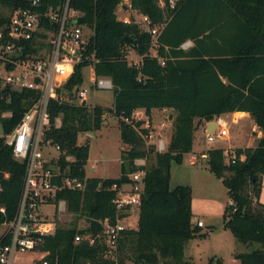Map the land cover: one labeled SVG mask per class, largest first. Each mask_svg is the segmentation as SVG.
Instances as JSON below:
<instances>
[{
    "label": "trees",
    "instance_id": "16d2710c",
    "mask_svg": "<svg viewBox=\"0 0 264 264\" xmlns=\"http://www.w3.org/2000/svg\"><path fill=\"white\" fill-rule=\"evenodd\" d=\"M41 11L50 6L57 9L64 0H42ZM123 0H71L70 5L81 12L79 22L93 30L88 38L84 59L75 65L74 73L64 87L70 97L84 81L83 68L94 67L97 76L113 81L114 107L119 116L121 137L129 147L123 150L119 177L88 176L85 164L89 157V142H79L81 132L99 128L105 108L72 102L51 100L52 125L46 136L60 145L57 157L62 170L85 181L83 188L65 189L58 197L67 200L68 210L90 221L87 229L101 230L100 219H115L117 207L113 202L117 189L130 182V173L145 168L142 202L137 228L123 231L121 252L123 260L132 264H197L185 257L186 242L197 235L204 236L201 226L193 220L192 189L190 185L170 186L173 162H180L185 152L192 150L196 119L211 120L236 110L250 111L263 134L255 146L209 147L207 161L210 170L228 189L230 202L224 219L237 241L249 246L235 253L240 264H264V202L259 200L264 177V0H131L132 9L150 18V25H163L152 45V34L132 17L125 22L117 15ZM13 10L28 6L31 0H0ZM10 14H0V25ZM47 22V21H45ZM50 27L57 26L52 23ZM128 35L131 41L123 39ZM187 39L194 44L182 48ZM157 51V55L152 53ZM141 55L137 63L129 60V52ZM164 60V63L162 62ZM225 79V80H224ZM0 95V110H12L3 119L4 133L19 122L23 111L37 98L35 91L8 90ZM171 107L174 132L165 151L156 152L147 144L133 124L124 117L134 109ZM62 115V124L54 125ZM93 119V120H92ZM144 121H138L142 124ZM147 132L148 128L142 127ZM67 155L74 159L68 160ZM154 158L150 166H138L136 158ZM228 158V159H226ZM26 162L17 159L10 145L0 136V224L11 220L21 196ZM77 222L57 227L54 234L44 237L42 249L49 250V259L57 264L102 263L101 245L87 241L75 242V235L84 232ZM54 264V263H52ZM205 264H224L222 258L209 259Z\"/></svg>",
    "mask_w": 264,
    "mask_h": 264
},
{
    "label": "built area",
    "instance_id": "2783aa9c",
    "mask_svg": "<svg viewBox=\"0 0 264 264\" xmlns=\"http://www.w3.org/2000/svg\"><path fill=\"white\" fill-rule=\"evenodd\" d=\"M176 1L169 0L171 7L175 6ZM70 2L71 0H64L57 9L50 6L41 11L39 8L43 1L31 0L28 6L14 9L9 20L0 25V95L4 97L3 91L8 90L6 101L9 102L13 91L29 89L37 93V98L23 111L19 122L10 132H3L2 135L4 142L11 146L14 156L26 162V170L15 215L11 220L1 223L7 228L0 235V264H57L58 256H55L54 261L49 259L50 251L42 249V245L44 237L54 234L61 225L59 218L69 212L67 200L58 197V193L85 186L84 180L68 175L67 168L62 170L58 156H47L51 152L50 147L60 151V145L54 144L52 138L46 136L52 125L51 100L88 105L89 90L86 87L81 85L74 91V96L70 97L64 85L74 73L76 64L84 59H95L85 52L88 38L84 34V25L78 20L81 12L71 7ZM160 5L164 6L165 1L160 0ZM126 6L132 9L131 3L122 1L120 7ZM121 19L125 22L132 20L130 14ZM135 21L142 22V26L152 34V45H155L163 25L151 26L150 18L144 14L142 20ZM52 23L57 26L55 29L50 27ZM153 54L157 55V51ZM131 62L137 63L134 58ZM93 80L92 87H114L110 77L97 76L95 70ZM11 115L12 110H0L1 126L3 119ZM148 116L145 108L138 107L131 116L124 117V120L133 124L145 142L155 146L156 152L165 151L167 144L161 130L167 122L163 121L161 127L155 128L148 124ZM140 120L144 122L139 125L137 122ZM214 120L216 127L211 133H207V140L215 141L216 138L229 136L227 122L220 116ZM61 124L62 115H58L54 125L59 127ZM142 127L148 128V131H143ZM202 155L207 157V153ZM196 158L193 154L194 162ZM67 159L72 160L74 157L67 155ZM135 163L138 166L146 165V158H136ZM145 171L141 167L130 173V187H125L124 184L121 187L113 185L114 189L118 188L113 199L117 215L115 219H100L102 227L99 232L87 229L90 221L86 216L83 217L86 221L84 226L77 223L78 229L85 231L76 233L75 242L100 244V264H132L129 260L122 259L120 242L123 231L132 227L125 220L131 216L132 211H139ZM0 211L5 212V207L0 206ZM197 224L204 223L198 219ZM28 251H36L40 255L30 263L20 260L18 254ZM86 262L92 264L90 259Z\"/></svg>",
    "mask_w": 264,
    "mask_h": 264
},
{
    "label": "rangeland",
    "instance_id": "374dc122",
    "mask_svg": "<svg viewBox=\"0 0 264 264\" xmlns=\"http://www.w3.org/2000/svg\"><path fill=\"white\" fill-rule=\"evenodd\" d=\"M124 3H131V0H123ZM127 7V8H126ZM117 8V15L122 18L125 15H131V18L142 20V14L135 9H129L128 6ZM13 8L6 2H0V14H11ZM142 23V22H141ZM93 33V30L84 25V34L86 38ZM129 60L137 58L134 50L129 52ZM92 65L83 68L84 81L81 84L86 87L88 92L87 106L91 110L94 106H102L105 112L102 118V124L99 128L93 127L92 134L89 131L81 132L79 142H89V157L85 164L88 176L99 177H119L122 166L123 150L129 145L122 140L119 116L113 111L114 107V90L113 88H101L94 86ZM172 111L177 113L174 108L152 109V118L155 128L161 127V123L166 121V126L161 130L162 136L166 139V144L171 140L174 132V121L169 119L168 114ZM148 117H146L147 119ZM173 118V117H172ZM229 125V136L225 138H216L215 141H208L207 134L199 132L195 129V140L192 150L185 152L180 162H173L171 167L170 186L175 187L178 184H187L192 189V212L195 219L203 221L201 231L206 235H197L190 238L185 245V257L192 259L197 264H205L211 258L220 257L224 264H240V260L236 258L235 253L238 250H248L249 246L243 245L235 238L232 230L225 223L224 211L226 205L230 202L228 189L222 179L216 176L209 168L207 157L202 153H207L209 147H223L225 150L232 149L234 145L249 143L257 145L259 137L257 133L251 134L239 132L236 124L230 116L225 115ZM93 120V119H92ZM205 119H196V128L199 124L204 126ZM215 128H213L214 130ZM211 130L210 133L213 131ZM209 133V132H208ZM3 135V129L0 124V136ZM51 152L47 156H59V151L50 147ZM195 154L197 158L195 162H191L192 156ZM228 159V158H226ZM154 162V158H146V166H150ZM130 187V182L124 184ZM259 200L264 202V177L262 179V189ZM52 209V208H50ZM84 216H77L73 212H67L59 218L61 226H70L76 221L80 226L86 224ZM139 211L131 212V216L125 220V223L133 228L138 226ZM7 226L0 224V235ZM40 255L36 251H28L19 253V259L30 263L34 258Z\"/></svg>",
    "mask_w": 264,
    "mask_h": 264
},
{
    "label": "crops",
    "instance_id": "0c3cea01",
    "mask_svg": "<svg viewBox=\"0 0 264 264\" xmlns=\"http://www.w3.org/2000/svg\"><path fill=\"white\" fill-rule=\"evenodd\" d=\"M127 8V7H126ZM186 42V44L184 45V43ZM194 44L193 40L191 39H187L186 41H184L182 43V48L184 49H189L192 45ZM153 52H156L155 49H152V53ZM137 62H139L141 60V55H138L137 54V58L135 59ZM225 80V79H224ZM157 108V107H155ZM155 108H152V109H155ZM152 109H151V112L149 114V122L148 124H152V126H154L153 124V118H152ZM164 109H172L171 107H165ZM170 114H172V117H174V115L176 113L170 111L169 114H168V117L170 116ZM225 115L227 116H230L232 118V121L236 124V127L238 129L239 132H245L249 134H251V132H254V133H257V136L260 137L262 134H263V131L262 129L259 127V125L256 123L255 121V118L253 117V115L251 114L250 111H245V110H236V111H232V112H228V113H223L220 115V117L225 120ZM170 119V118H169ZM173 120V118H171ZM170 119V120H171ZM215 119V118H214ZM214 119H211V120H206L204 123V126H202V124H199L198 127L196 128V130H198L199 132H202L204 134H207L209 131H208V125H212L213 128L216 127V124L214 125L212 122H215ZM228 124V122H227ZM229 127V125H228ZM213 128L211 130H213ZM229 132H230V129H229ZM195 140V139H194ZM245 146H255V145H251L249 143H246V144H241V145H234L233 147H230V148H236V147H245ZM208 149V148H207ZM207 149H202L203 151L204 150H207ZM191 162H194L193 160H191ZM193 220L197 223V220L195 219V216L193 215ZM203 226V225H202Z\"/></svg>",
    "mask_w": 264,
    "mask_h": 264
},
{
    "label": "water",
    "instance_id": "95a60500",
    "mask_svg": "<svg viewBox=\"0 0 264 264\" xmlns=\"http://www.w3.org/2000/svg\"><path fill=\"white\" fill-rule=\"evenodd\" d=\"M123 40H124L125 42H128V43L131 41V39H130V37H129L128 35H126L125 38H124ZM169 118H170V119L172 118V114H170ZM211 123H213L214 125L216 124V122H212V121H211ZM213 127H214V126H213ZM213 127H212V125H208V131L210 132L211 129H212ZM89 132L92 134V131H89ZM227 221H228V220H225V223H224L223 226H226Z\"/></svg>",
    "mask_w": 264,
    "mask_h": 264
}]
</instances>
